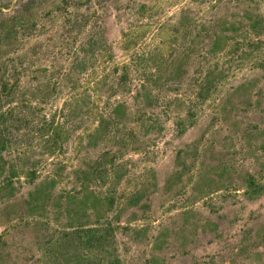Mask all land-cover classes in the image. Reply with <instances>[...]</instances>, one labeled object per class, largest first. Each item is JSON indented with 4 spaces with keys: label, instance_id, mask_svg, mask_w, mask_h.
Segmentation results:
<instances>
[{
    "label": "rangeland",
    "instance_id": "374dc122",
    "mask_svg": "<svg viewBox=\"0 0 264 264\" xmlns=\"http://www.w3.org/2000/svg\"><path fill=\"white\" fill-rule=\"evenodd\" d=\"M27 1L0 0V59L24 64L13 105L23 120L12 124V145L3 152L22 176L17 196L0 201V234L11 214L6 203L31 193L39 199L26 222L7 232L0 264H264V38L255 53L229 48L209 57L207 37L187 39L177 29L185 17L210 28L264 18V0H75L73 16L92 14L113 45L110 64L128 61L140 70L133 71L132 93L112 98L120 71L99 53L81 67L90 55L74 52L94 23L65 46L58 0ZM140 4L147 11L135 12ZM131 27L141 37L127 51L123 31ZM69 65L74 72L55 99L51 75ZM204 66L214 81L206 100L199 95ZM143 74L152 80L151 98L139 92ZM41 83L51 84L47 97ZM88 93L100 107L123 99L127 115L91 136L99 116L83 103ZM66 100L73 101L60 116L67 141L55 155V123L48 132L40 124L55 119ZM31 168L34 178L26 173ZM250 176L263 186L258 193H249ZM107 228L103 243L69 237Z\"/></svg>",
    "mask_w": 264,
    "mask_h": 264
},
{
    "label": "trees",
    "instance_id": "16d2710c",
    "mask_svg": "<svg viewBox=\"0 0 264 264\" xmlns=\"http://www.w3.org/2000/svg\"><path fill=\"white\" fill-rule=\"evenodd\" d=\"M36 2L39 1L28 0L27 5L34 6L36 5ZM75 2V0H58V4L56 5L57 12L60 13V15L65 19L66 34H64V37H66V39L64 38V45L70 46L71 39L77 41L78 37L75 36V34L81 35L84 32H87L88 27L92 22L94 24L92 25V31H89V33H91L89 36L90 39L86 42V44L81 42L82 47L80 46L79 48H75L76 51H74L75 53H80L84 50L88 55H90L87 56V58H81V67L87 64V60L89 58L94 59L98 53L100 54L99 59H104L109 64L115 62L113 60V45L106 38L102 26L95 21L94 16L92 14L86 13L85 15H82V18H80L79 16H73L74 14L70 12L71 8L74 7ZM135 6L132 7L134 8ZM140 7H143V9ZM140 7H137L135 9V12H137L138 10L144 12V9L146 10L148 8L146 4H140ZM192 21L193 20L190 17L183 18L177 25L178 32L180 33L182 30L185 33L187 32V39H193L196 37L205 39L207 37L209 40L205 49L209 57L222 55L229 48H233L237 52L246 50L255 53L256 49V51H259L257 44L262 43V40L264 38L263 17L261 18L258 16H248L246 20H242L241 22H215V27L212 28L206 26V21H200L196 25H192ZM12 26L13 27L10 30L15 32V28L17 26L15 19L13 20ZM39 26V22L36 21L35 27ZM137 33L138 31L134 27L123 31V44L125 50H134L136 48V45L139 44V39L141 36H137ZM70 51H72V49H70ZM17 63L18 62L15 56L6 60L0 59V174L3 177V180L0 182V201L10 200L12 197L17 196L19 189L18 187H16L15 183L22 176L20 165L18 163H10V161L6 160V158L3 156V152L12 145V140L10 139L12 135L10 131L13 128V125L21 123L23 120L22 113H19L16 110L17 107L13 106L14 103H16L18 96H20L21 94V69L24 67L23 60H21L20 62L21 69L19 68ZM258 65H260L259 67H264V55L259 57ZM64 67L65 66H55V74L51 75L53 77L55 75V99L61 92L64 91L63 87L68 86L66 84L67 80L74 72L72 69L75 68L72 65H69L68 68L65 69ZM111 69L116 74L120 71V74H117L118 76L116 78V81L111 85V93L109 94L108 98H112L113 96L117 97L119 95L124 96L126 94H131L133 91L132 83L134 82L133 71L135 70V72H140V70L136 69L135 65L132 64V62L130 63L128 61H124L122 63L116 62L113 66L111 65ZM203 69L204 70L199 80V95L204 100H206V97H209L214 90V88H212L214 81L211 80L213 73L210 68H206V66H204ZM49 70V68H46V72H48ZM146 76L147 74H143V76L139 77V79H142V84L139 87V92L143 91V93L145 92L144 94L146 95V98H151L153 91L148 85L152 80L151 78H146ZM146 82L148 83V85ZM45 87L47 88L46 91H48L45 94V97H47L49 90H51V84L41 83V85H39V89H43ZM98 91L99 89L97 90V92ZM98 96H100L99 99L103 97L102 94L99 95V93ZM82 100L84 104H89L88 102H90L87 111H89L90 113H96L99 116V120H97V126L91 132V136H94L96 133L101 132L102 130L111 128V126L114 124H118V121L124 118L129 110L127 102L123 99L121 100V98L116 102H111L110 100L108 104L105 103L106 106L103 107L99 106V102L97 101L98 99L96 98V96L93 97L89 93L88 98L83 97ZM72 103L73 101L66 100L62 107H59V109L57 108V110L55 109V119H44V122L40 124L42 126V131L48 132L52 127L54 128L55 123V134L50 139V143H52L55 155L56 153H58V151L62 150L65 142L67 141L66 128H64L62 123H60V116L61 114H64V111L66 109L70 108L72 110ZM79 105V101H77L73 110H77L79 108ZM7 106L8 108H6ZM107 113L111 115V117L106 118L105 115ZM143 123L150 124L149 120L148 122L147 120H143ZM256 129H258V127ZM184 130L185 126L183 124L181 132H183ZM57 169L58 168H56V171ZM60 170L63 172L62 169ZM26 173L30 176H33L32 178H34L37 172H35L33 168H31ZM248 186L249 190H251V192L249 193L254 194L258 193L263 187L261 184H258L256 178H254L253 176H250ZM31 194V199L27 198L26 196H22L23 200L21 199V202H8L5 204L6 210H10L11 214L9 216V219L7 220L9 228L5 227L4 232L0 234V246L3 242H5V236L7 235V232L11 228L15 229L18 226H22L26 222V217L29 211H33L37 207L36 205L39 199L38 194ZM102 230L103 229H80L76 232L69 233V237L73 235L74 238H77V241L78 239L80 240L78 241L79 243L86 244L87 246L94 245V243H103V238L106 235L105 233L108 232V228L104 231ZM0 250L3 254L4 248H0Z\"/></svg>",
    "mask_w": 264,
    "mask_h": 264
}]
</instances>
